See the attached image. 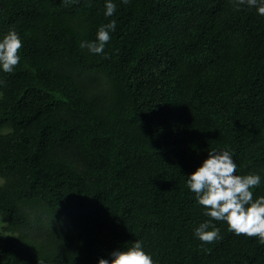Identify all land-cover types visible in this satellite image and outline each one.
Listing matches in <instances>:
<instances>
[{
  "label": "trees",
  "instance_id": "16d2710c",
  "mask_svg": "<svg viewBox=\"0 0 264 264\" xmlns=\"http://www.w3.org/2000/svg\"><path fill=\"white\" fill-rule=\"evenodd\" d=\"M0 0V264H98L136 240L154 264H264L187 187L212 150L264 197V15L238 0ZM116 22L103 54L81 48ZM211 226L209 230H211Z\"/></svg>",
  "mask_w": 264,
  "mask_h": 264
},
{
  "label": "clouds",
  "instance_id": "9594fccd",
  "mask_svg": "<svg viewBox=\"0 0 264 264\" xmlns=\"http://www.w3.org/2000/svg\"><path fill=\"white\" fill-rule=\"evenodd\" d=\"M128 3L129 0H122ZM247 3L257 6V0H238V5ZM105 16H112L116 5L108 0L105 5ZM257 11L264 15V4ZM116 22L101 26L97 32L96 41H81L80 47L87 48L92 54H103L110 40V31H115ZM22 41L16 31H9L0 41V66L6 73H11L20 62L19 50ZM237 165L228 150L208 152V157L192 174L188 176L187 187L195 194L196 201L206 211L209 221L201 223L195 229V235L204 243H212L222 237L219 229L211 226V221H225L230 232L247 237H258L264 244V197L253 201V192L261 183L259 174L246 176L236 175ZM211 226V230H209ZM111 261L101 258L98 264H154L150 254H147L139 240L133 242L126 250H114L110 253ZM39 264H42L39 261Z\"/></svg>",
  "mask_w": 264,
  "mask_h": 264
}]
</instances>
